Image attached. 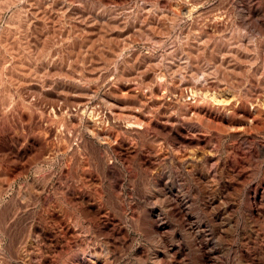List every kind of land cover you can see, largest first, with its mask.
<instances>
[{
  "label": "rangeland",
  "instance_id": "rangeland-1",
  "mask_svg": "<svg viewBox=\"0 0 264 264\" xmlns=\"http://www.w3.org/2000/svg\"><path fill=\"white\" fill-rule=\"evenodd\" d=\"M0 264H264V0H0Z\"/></svg>",
  "mask_w": 264,
  "mask_h": 264
}]
</instances>
